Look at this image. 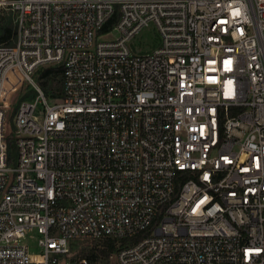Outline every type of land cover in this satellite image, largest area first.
Instances as JSON below:
<instances>
[{
	"label": "built area",
	"instance_id": "1",
	"mask_svg": "<svg viewBox=\"0 0 264 264\" xmlns=\"http://www.w3.org/2000/svg\"><path fill=\"white\" fill-rule=\"evenodd\" d=\"M1 6L0 264H101L70 244L107 239L108 264H264V0ZM59 64L51 99L36 73Z\"/></svg>",
	"mask_w": 264,
	"mask_h": 264
},
{
	"label": "trees",
	"instance_id": "2",
	"mask_svg": "<svg viewBox=\"0 0 264 264\" xmlns=\"http://www.w3.org/2000/svg\"><path fill=\"white\" fill-rule=\"evenodd\" d=\"M15 13V12H14ZM16 17V14H15ZM118 8H116V13L113 19L103 28L102 32H108L112 25L117 21ZM16 36V26L13 20H9L0 25V43H7L8 45H13ZM62 78H63V65H51L47 67L40 68L36 73V79L41 89L44 91L48 98H60L62 96ZM35 96L34 91H30L22 96V99H31ZM20 100V101H21ZM15 110V109H14ZM8 149L10 155L15 154V142L11 135L8 136ZM147 233H144V235ZM143 235V234H142ZM142 235L131 240L123 241L122 245L127 246L136 241H138ZM143 235V236H144ZM78 241V240H77ZM93 247L89 250L88 254L82 256L86 257L93 263H97L100 260L102 264H108L107 258L109 255L118 250L114 240L107 239L102 242L103 248H100L96 242H92ZM76 244L75 241L71 242L70 248Z\"/></svg>",
	"mask_w": 264,
	"mask_h": 264
},
{
	"label": "rangeland",
	"instance_id": "3",
	"mask_svg": "<svg viewBox=\"0 0 264 264\" xmlns=\"http://www.w3.org/2000/svg\"><path fill=\"white\" fill-rule=\"evenodd\" d=\"M12 1V0H7ZM13 20V23L15 24V13L13 10L8 6H1L0 7V25L4 22H7L9 20ZM1 44V43H0ZM160 44V37L157 33L156 28L153 25H150L149 27L145 28L141 31L139 35H137L130 43V47L135 53H147L151 52L154 49H156ZM28 92V88L25 87V85L22 87L21 91H19L13 100L12 110L15 109L19 101L22 99V96L25 95ZM12 112V111H11ZM12 114V113H11ZM9 117V124L8 129L11 130L12 126V117ZM76 244L71 247L70 250V256L71 258H82L84 254H88L89 250L93 247L92 241L89 240H78L75 241ZM99 245V243H97ZM34 252H36L34 250ZM101 263V262H100ZM102 264V263H101Z\"/></svg>",
	"mask_w": 264,
	"mask_h": 264
}]
</instances>
